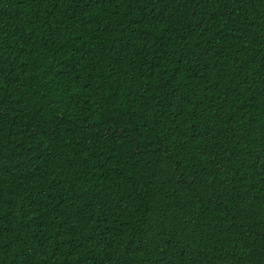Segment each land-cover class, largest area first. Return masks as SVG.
I'll list each match as a JSON object with an SVG mask.
<instances>
[{
	"label": "trees",
	"instance_id": "1",
	"mask_svg": "<svg viewBox=\"0 0 264 264\" xmlns=\"http://www.w3.org/2000/svg\"><path fill=\"white\" fill-rule=\"evenodd\" d=\"M0 264H264V0H0Z\"/></svg>",
	"mask_w": 264,
	"mask_h": 264
}]
</instances>
